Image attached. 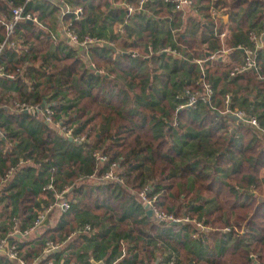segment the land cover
Listing matches in <instances>:
<instances>
[{
  "label": "trees",
  "instance_id": "trees-1",
  "mask_svg": "<svg viewBox=\"0 0 264 264\" xmlns=\"http://www.w3.org/2000/svg\"><path fill=\"white\" fill-rule=\"evenodd\" d=\"M138 1L60 0L66 28L105 42L88 50L93 71L68 45L50 52L48 32L24 21L15 27L17 47L0 58V107L45 101L52 116L46 124L38 114L0 110V177L14 169L1 191L12 209L0 240L19 197L28 202L23 230L67 187L69 208L54 225L6 238L26 264H264V0H191L193 13L163 0L139 8ZM12 5L0 1V14L20 6ZM124 5L134 8L130 17ZM218 14L227 16L225 25ZM167 48L177 55L161 53ZM242 48L253 52L255 67L230 77L245 62ZM223 49L229 64L216 57ZM196 61L213 94L192 109L188 97L202 92ZM235 110L259 129L232 118ZM108 171L116 180L101 179ZM142 192L157 209L188 220L148 217ZM48 241L63 246L45 254ZM0 264L9 263L0 256Z\"/></svg>",
  "mask_w": 264,
  "mask_h": 264
},
{
  "label": "built area",
  "instance_id": "built-area-1",
  "mask_svg": "<svg viewBox=\"0 0 264 264\" xmlns=\"http://www.w3.org/2000/svg\"><path fill=\"white\" fill-rule=\"evenodd\" d=\"M30 0H26L25 4L28 3ZM149 1L152 0H139V8H142L146 3H148ZM164 4H168V5H172L174 7V9L178 10V11H184V10H193V4L191 0H163ZM25 6L26 5H22L19 7H15L12 8L11 10V16L8 20L6 21H2L0 22L1 27L3 28V38L0 40V58L2 56L3 53H5L6 50L8 49H14L15 48V42H13V32L15 30V27L19 24L22 23V21L24 22H30V23H35L36 20L35 18H33L30 14L25 13ZM131 9L127 10V14H130ZM74 17L75 19L81 14V10L78 8L76 9V11H74ZM213 16H215L214 12H213ZM122 29V24H120L117 27V30L120 31ZM63 34L65 39L71 43L74 46H79L82 48L85 47H92L95 46V44H103L104 42L101 40H97V39H89L87 37H83V38H78V36H76L72 31H70L68 28H64L63 30ZM224 34H222L220 36V38H223ZM251 39L252 40H256L255 36L252 34L251 35ZM256 43V48H259V45L257 42ZM242 51L244 52L246 58H245V62L243 64H241L238 67H235L231 74L230 77L234 76L235 74H239L242 72H245L247 70H250V68L255 67V61L252 57L253 52L251 50H245L242 48ZM162 53H172L170 49L164 50L162 51ZM197 64L201 67L202 62L200 61H196ZM201 72V78H200V83L202 86V92L200 95H198L196 93V95L190 96L188 97V102L186 107L188 108H192L195 109L196 107V103L198 101V99L200 98V100L204 103H209L211 101V97H212V88L210 87L209 84H207L204 80H203V75H204V70L201 67L200 69ZM3 77L2 74V68L0 67V78ZM4 78H8L9 80H13V77L11 75H6ZM225 105L229 104L230 99L228 97H225ZM11 109L16 112V113H20V114H39L41 113L42 116H44V120L46 122V124H50L51 123V116L52 113L49 110V108H45L42 111L40 110V108H38L37 106H32L30 104L27 103H13L11 105ZM228 113V111H226ZM230 113V112H229ZM232 116H234L237 120L239 121H245L250 127L253 126L257 129H259L258 123L256 121V119L253 116H248L246 115V113H244L243 111L240 110H235L232 113H230ZM70 137V134L68 132L67 134ZM84 141V137H80L75 139V142L77 144H80ZM92 157L99 161V162H105L106 161V157L105 155L101 154L100 152L98 153H92ZM14 172L13 168H10L6 174H5V178H9L10 175H12ZM101 179L103 180H107V181H112L115 180V176L111 171L105 172L103 175H101ZM47 189H51L52 188V184H50L49 182L46 183ZM67 188H64L62 193L59 196H56V201L54 204L52 205H47L44 209H42L41 211H39V213L36 215L34 222L32 223V225H30V227L28 228L29 231H33V230H37L45 221L46 218V214L49 213L53 207H55L57 209L58 212L64 213L68 208H69V201L66 200V198L63 197V195L67 192ZM63 197V198H62ZM138 198L141 199V201L147 206V209L150 210L151 214L155 213L157 214V210L155 209V207L153 206V200L148 201V199L145 198L144 193H140L138 195ZM157 217L160 219H158V221H163L166 223H179L180 220L174 218L173 216H169L166 217L165 215L161 214H157ZM83 230L85 232H88L90 230V227L88 225H85L83 227ZM26 233V232H24ZM12 234V233H11ZM4 247L7 248L6 250V257H8L9 259H15L18 261L19 264H26L19 256H18V250L16 245L14 244H10L8 245L6 241L2 240L0 241V249H3ZM61 244L58 243H53L51 241H48L46 244V249H45V254H47L48 252H52V251H56L58 249H60ZM174 262V258L170 259L167 263L165 264H173ZM29 264H33V263H29ZM45 264H53V262L51 260L47 261V263ZM70 264H77V263H70Z\"/></svg>",
  "mask_w": 264,
  "mask_h": 264
},
{
  "label": "crops",
  "instance_id": "crops-1",
  "mask_svg": "<svg viewBox=\"0 0 264 264\" xmlns=\"http://www.w3.org/2000/svg\"><path fill=\"white\" fill-rule=\"evenodd\" d=\"M0 1H1V3L3 5L6 4V6H8L9 8L13 6L12 4H16L18 6L21 3L22 4L20 6L27 5V4L30 5V9H31L30 14H32V16H33V18H35L36 22L35 23L26 22V23H29L34 28L42 29L45 32H48L49 41H50V44L48 46L46 45L48 47V50L50 52L56 50L57 48H58V50H61L62 48H64V44L68 45L69 47H71L72 49H74L77 52V56L83 60V62L85 63V65H87L89 67V69H90V67L93 69V67L90 65V58L88 57V50L91 47H85V48H82V47H79V46L76 47V46L72 45L71 43H69L64 37L63 30H64V28L67 27V25H65L64 22L62 21V11L63 10H60L61 9V5L59 4L60 0H30L26 4H25L26 0H0ZM66 1H68V0H66ZM124 9L126 10V16H125L126 18L130 17V15H132V13L134 12V8L131 5L130 6L124 5ZM128 9H131L130 14H127V10ZM192 11L195 12L194 10H187V9L182 11V12L190 13ZM10 16H11V12H10V14L8 12L7 16L5 14L4 15L0 14V21H3L7 17L9 19ZM79 16L75 19V21L79 19ZM217 19L220 20L221 23H223L224 25L227 23V16L226 15L218 14L217 15ZM118 26L119 25L116 26L115 30L117 29ZM0 28H2L1 25H0ZM116 31L119 32L118 30H116ZM223 34H225L223 38H220V36H219V40H220L221 44L223 43V40L226 37V33H223ZM0 37H1V31H0ZM95 45H97V44H95ZM258 45H259V48L262 47L261 43H258ZM108 46L111 47L112 45H108ZM16 47L17 46H15V48ZM167 49H170V48H167ZM167 49H165V50H167ZM222 51H223V52H221L222 54L219 55V53L216 52V53H214L213 56H216L215 54L218 53L217 56H216V57H218V60L220 62L225 63V64H227V63L229 64L231 61L229 60V57H228V51L226 49H223ZM171 52L172 53H168V54H170L172 56H176L177 55L174 51L171 50ZM161 53H162V51H161ZM163 54H166V53H163ZM207 56H209V55L207 54ZM133 57H135V56H133ZM201 67H202V65H201ZM201 67H200V69H201ZM91 71H93V70H91ZM97 74L100 75L101 73H97ZM15 102L16 101H11L9 106H7V108L6 107L5 108L4 107H0V110L4 109V110L8 111V113L12 112V113H15V114H20V113L14 112L11 109V105L13 103H15ZM44 103H45V101H43V107L42 106L39 107L41 111L44 108H50L49 106L45 107ZM38 115L39 116L37 117V119L40 120V119L44 118V116H42L41 113H39ZM230 116H232V115L230 114ZM233 117L234 116H232V118ZM234 119L237 120L235 117H234ZM253 128L257 129L255 127H253ZM0 136L2 137L1 133H0ZM26 163H28V162H26ZM5 174H4V176L0 177V222H3V224H5V221H3L5 214L8 213L9 211H11V209H12V206H11L12 204L11 203L10 204L7 203V201L4 199V195L6 193L4 194V193L1 192L3 190V188L5 186H7L8 180L12 176V175H10L9 178H5ZM260 174H261V176H263L264 175V171H261ZM263 185L264 184L262 183V187H263ZM65 188H67V187H65ZM27 189L29 190V187H27ZM25 198H27V195H22L21 197H19L17 199V201L15 202L16 204L13 206L14 210H15V214H13L11 216L10 221H12V222H11V225L8 227V229L6 231V234H5L7 239H10V238H12L14 236H16L17 239L29 238V236H33V235L37 234L38 232H40L43 229H45L47 226L54 225L56 223V221H57L56 219H57V214H58L57 212L58 211L57 210L56 211H52L51 210L49 213L46 214L45 221L43 222V224L37 230L29 231L28 228L30 227V225L28 226V228L20 230V224H21L20 219L22 218V212H24L23 208L28 203L25 200ZM139 201L144 205V209H145V212H146L147 211V206L141 201V199H139ZM172 224H176V223H172ZM24 232H26V233H24ZM6 238H4L2 240L6 241L7 244L10 245L11 241H7ZM2 240H0V241H2ZM62 246H63V244H61V247ZM61 247H60V249H61ZM6 250H7L6 247H4L3 249H0V256L4 257L5 261H7L9 264H19L17 260L9 259L8 257H6ZM41 260H38L37 262H35L33 264H39L41 262ZM91 262L93 263L94 261L91 260ZM98 264H100V263H98Z\"/></svg>",
  "mask_w": 264,
  "mask_h": 264
},
{
  "label": "rangeland",
  "instance_id": "rangeland-1",
  "mask_svg": "<svg viewBox=\"0 0 264 264\" xmlns=\"http://www.w3.org/2000/svg\"><path fill=\"white\" fill-rule=\"evenodd\" d=\"M15 103H18V102H15ZM259 126V125H258ZM59 130V129H58ZM61 133L63 132L64 134H68V132H70V131H67V130H65L64 128H61L60 130H59ZM115 176V175H114ZM115 180H116V177H115ZM264 184V183H263ZM263 187H264V185H263ZM148 201H150L149 199H148ZM155 206V205H154ZM155 209L157 210L156 212H157V214H163V215H165L166 217H169V216H173L174 218H176V219H178V220H180L179 221V223H182V221H185V220H188L187 219V217H182V218H180V217H176V216H174L173 214L172 215H168V214H166L164 211H162V210H160V209H157L156 207H155ZM147 210H149V209H147ZM157 214H155V213H153V214H150V216H148V217H151V218H153V219H156V220H158L159 218L157 217ZM160 220V219H159ZM166 222H168V221H166ZM165 222V223H166ZM191 222L193 223V225H195L197 228H201L202 227V224H198L194 219L193 220H191ZM236 230H239V231H242L243 230V228H237Z\"/></svg>",
  "mask_w": 264,
  "mask_h": 264
},
{
  "label": "water",
  "instance_id": "water-1",
  "mask_svg": "<svg viewBox=\"0 0 264 264\" xmlns=\"http://www.w3.org/2000/svg\"><path fill=\"white\" fill-rule=\"evenodd\" d=\"M90 70H93L91 67H90ZM97 74V73H96ZM99 75V74H98ZM42 107H43V105H42ZM146 214H147V216H150V214H151V212H150V210H147L146 211Z\"/></svg>",
  "mask_w": 264,
  "mask_h": 264
}]
</instances>
